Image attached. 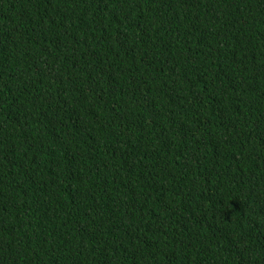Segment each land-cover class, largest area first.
<instances>
[{"label":"trees","instance_id":"trees-1","mask_svg":"<svg viewBox=\"0 0 264 264\" xmlns=\"http://www.w3.org/2000/svg\"><path fill=\"white\" fill-rule=\"evenodd\" d=\"M0 264H264V0H0Z\"/></svg>","mask_w":264,"mask_h":264}]
</instances>
